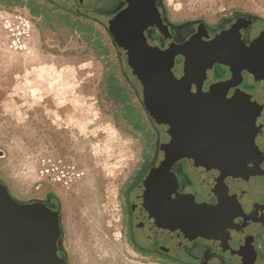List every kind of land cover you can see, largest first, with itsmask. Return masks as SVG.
I'll use <instances>...</instances> for the list:
<instances>
[{
  "label": "rangeland",
  "instance_id": "1",
  "mask_svg": "<svg viewBox=\"0 0 264 264\" xmlns=\"http://www.w3.org/2000/svg\"><path fill=\"white\" fill-rule=\"evenodd\" d=\"M61 1L0 0V180L16 199H47L59 211L68 264H160L132 250L125 232L124 194L149 149L128 110L154 137L141 85L105 16ZM166 6L175 21L212 23L236 11L264 20V0ZM110 82L124 104L106 91Z\"/></svg>",
  "mask_w": 264,
  "mask_h": 264
},
{
  "label": "flooded vegetation",
  "instance_id": "2",
  "mask_svg": "<svg viewBox=\"0 0 264 264\" xmlns=\"http://www.w3.org/2000/svg\"><path fill=\"white\" fill-rule=\"evenodd\" d=\"M77 1L75 12L99 13L105 16L107 27L109 20L133 1L137 7H147L155 22L145 28L144 36L148 45L161 50L194 38L206 45L218 41L223 50L237 56L251 51L252 61L213 62L201 89L193 83L189 90L192 95L205 93L212 84L232 79L230 64L252 63V71L242 68L234 83L220 92L227 98L243 93L260 107L254 151L243 172L218 174L213 184L200 181L189 158L167 162L165 145L170 138L165 132L153 124L152 138L143 129L149 149L124 194L125 232L132 250L160 264H264V20L236 11L212 23L201 19L175 21L166 0ZM61 2L65 10L70 9L68 0ZM183 63L184 56L176 54L174 75H182ZM44 203L52 208L49 200ZM58 241L56 233L52 245L58 257L68 263Z\"/></svg>",
  "mask_w": 264,
  "mask_h": 264
},
{
  "label": "water",
  "instance_id": "3",
  "mask_svg": "<svg viewBox=\"0 0 264 264\" xmlns=\"http://www.w3.org/2000/svg\"><path fill=\"white\" fill-rule=\"evenodd\" d=\"M155 22L147 7L133 1L108 22V32L120 56L130 65L141 85V96L150 120L169 136L165 157L192 161L200 181L215 183L218 174L243 172L254 151L255 120L260 107L241 93L220 94L234 83L242 68L252 63L230 64L233 77L212 84L208 91L192 95L191 85L201 89L207 69L215 61H252L247 49L233 55L218 41L206 45L191 38L165 50L147 44L144 30ZM184 56L182 75L173 73L174 57ZM60 231L59 211L44 201L16 199L0 180V264H68L62 261L51 240ZM63 240L59 238L58 244Z\"/></svg>",
  "mask_w": 264,
  "mask_h": 264
},
{
  "label": "trees",
  "instance_id": "4",
  "mask_svg": "<svg viewBox=\"0 0 264 264\" xmlns=\"http://www.w3.org/2000/svg\"><path fill=\"white\" fill-rule=\"evenodd\" d=\"M30 9L31 13H35V10L33 8H31L30 6H27ZM80 31H82V29H79ZM110 96H112L114 99H116L117 101L121 102L122 104L125 103L126 101V96L123 93V90L121 89V87L117 84V83H112L110 82L107 90H106ZM129 111V115H128V122L138 131H142L144 128L142 127V125L140 124L139 120L136 118L137 116L132 112V110H128ZM131 115V116H130ZM131 122H134L135 125H133Z\"/></svg>",
  "mask_w": 264,
  "mask_h": 264
},
{
  "label": "bare ground",
  "instance_id": "5",
  "mask_svg": "<svg viewBox=\"0 0 264 264\" xmlns=\"http://www.w3.org/2000/svg\"><path fill=\"white\" fill-rule=\"evenodd\" d=\"M3 18H1V20H2ZM27 47V46H26ZM24 49V48H23ZM24 52V51H23ZM29 57V56H28ZM28 59H30V58H28ZM30 61V60H29ZM81 263V262H80Z\"/></svg>",
  "mask_w": 264,
  "mask_h": 264
}]
</instances>
